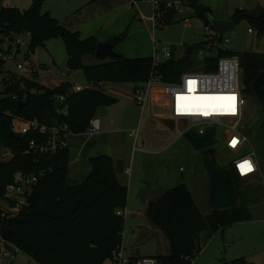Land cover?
<instances>
[{
  "label": "trees",
  "instance_id": "1",
  "mask_svg": "<svg viewBox=\"0 0 264 264\" xmlns=\"http://www.w3.org/2000/svg\"><path fill=\"white\" fill-rule=\"evenodd\" d=\"M186 1L189 3L190 0ZM44 2L33 0L28 8L20 9L4 6L0 0V73L5 74L0 80V145L11 152L8 161H0V198L4 199L6 186L17 174L44 172L18 214L7 215L0 204V237L15 244L36 264H105L112 259L114 251L122 247L125 216L119 215L118 210L125 209L128 202V187L118 179L113 158L106 154L90 157L88 176L78 184H68L70 147L44 154L30 149V142L41 141L42 136L34 131L15 133L12 129L14 117L37 119L51 126L67 124L72 133H85L101 107L118 102L101 87L102 83H142L152 72L164 82H178L188 68L187 59H198L199 51L208 41L221 39L205 34L203 42L187 46L184 60L173 50V57L158 66H153L151 56L128 58L120 54L87 65L84 58L95 55L98 38H82L78 31L67 28L49 11L43 12ZM245 11L237 9L231 19L236 25L243 19L249 20L253 33L264 36V16L259 20L250 19L245 17ZM176 14L175 10L170 11L166 24L171 23ZM209 16H215L214 12L205 6L200 17L205 25H210ZM24 34L29 35L26 60L47 41L62 38L68 53L69 71L82 69L92 86L75 91L66 81L49 88L37 80L36 71L29 76L6 71L5 58L8 54L16 57L21 45L15 42L17 47L13 51L14 44L9 39L17 40ZM121 36L125 38V32ZM5 42L9 44L7 50L1 47ZM223 56L239 57L244 94L259 100L264 116V88H251L253 80L264 71V52L222 49L217 55L205 58L201 71L216 70L218 60ZM59 95H65L66 100L65 106L57 110L55 101ZM262 123L264 125V117ZM208 155L219 165L215 147L206 150L205 160ZM220 167L231 176L232 190L238 200L234 207L212 209L203 214L184 183L148 202L147 218L160 229L170 245L169 253L159 256L163 264H192L207 240L218 230L253 219L246 197H257L258 182L255 180L248 185L249 189H244L241 186L244 178L238 175L234 164L228 168ZM204 232L207 233L205 239L202 238ZM218 264L254 263L242 256Z\"/></svg>",
  "mask_w": 264,
  "mask_h": 264
},
{
  "label": "rangeland",
  "instance_id": "2",
  "mask_svg": "<svg viewBox=\"0 0 264 264\" xmlns=\"http://www.w3.org/2000/svg\"><path fill=\"white\" fill-rule=\"evenodd\" d=\"M33 0H1L4 6L25 9L28 8ZM121 7L124 13L132 14L127 25L131 22V27H126V46L133 48L144 42V39L150 33L155 37L153 41L164 44H175L178 46L177 55L182 57L183 47L186 42L195 33H204L205 26L200 17L187 13L190 16L191 24L185 25L183 21H175L171 24H164L157 28L153 24V5L149 0H140L132 3V0H45L42 11H49L51 15L57 18L67 28L76 26L81 21L88 20L92 14H98L107 10L109 7ZM264 9V0L262 5ZM217 15H220L219 12ZM180 18L181 15L179 14ZM178 20V19H177ZM251 27L249 20H241L233 31L229 33L233 40L227 48L234 51H243L246 49L252 51H261L264 49V36H259L256 32L250 33ZM130 28V29H127ZM24 42L20 45V51L17 56L7 55L5 70L13 73H19L17 64L26 63L27 65H37L43 70L40 74V81L44 86L55 88L67 80H76L81 84H87V78L82 69L69 71L68 53L65 42L62 38H54L46 42L45 46L39 47L30 59H25L29 44V36L24 34L21 37ZM9 44L3 43L1 47L8 49ZM13 51L16 45H13ZM201 61L199 58L190 57L187 59L186 72L201 71ZM5 74L0 73V80ZM243 85V81H242ZM158 83L153 86L152 94L155 90L162 88ZM244 86V85H243ZM151 101L145 113L140 119L144 121L141 132L138 135L137 146L133 144V155L141 153L143 159L140 163L138 156L135 160L134 170L129 169L125 174V179L135 181H144L145 193L149 191V185L157 186L161 193L171 187L180 184H187L200 207L203 214L211 212L209 204L210 178L206 168L205 154L206 150H198L192 143L184 137H179L178 128L171 129L164 124V117H153L156 112L151 106ZM166 98L159 97L156 105H163ZM155 106V105H154ZM156 106V107H157ZM158 109V108H157ZM263 113L259 100L251 95H247L246 113L243 120V130L249 137L247 143L241 150H229L224 142L225 130L221 126L217 127L216 158L220 166L228 168L234 164V160L249 151H255L260 163V174L254 178L242 179L244 189H249L248 185L258 182L257 197H246L249 203V210L252 213L253 220L247 222L235 223L224 227L215 235L208 245L200 252L192 264H218L221 261L232 262L236 258L246 257L254 261L255 264H264V125L262 123ZM147 122V123H146ZM128 135V134H127ZM128 139L134 140L128 135ZM134 142V141H133ZM137 148V150L135 149ZM149 151L143 154L140 149ZM109 151V150H108ZM107 151V152H108ZM162 154H157L158 152ZM75 147H71L70 155L74 154ZM152 152V153H151ZM154 153V154H153ZM11 158L9 150L0 145V161H8ZM152 159H158L153 162ZM134 159H131V166ZM131 166H129L131 168ZM91 166L89 161H83L78 166L71 165L68 176V184L82 182L84 176L89 174ZM144 188V187H143ZM127 210L125 213V232L123 238V251L125 256L137 252L142 256H157L169 253V241L162 232H154L148 226L147 218L142 214L146 209L145 198L154 199L157 197H140L137 188L133 185L129 189ZM241 200V199H240ZM239 200V201H240ZM0 198V204L3 202ZM4 203V202H3ZM153 225V224H152ZM150 227V230L148 229ZM156 228V231H159ZM207 233H202L205 239ZM210 240V239H209ZM109 260L105 264H109ZM0 264H36L27 254L17 250L14 258L2 260Z\"/></svg>",
  "mask_w": 264,
  "mask_h": 264
},
{
  "label": "built area",
  "instance_id": "3",
  "mask_svg": "<svg viewBox=\"0 0 264 264\" xmlns=\"http://www.w3.org/2000/svg\"><path fill=\"white\" fill-rule=\"evenodd\" d=\"M140 0H132L136 3ZM153 5V24L157 28L163 27L167 22L168 13L175 10L178 14H184L189 8L190 3L186 0H149ZM187 21V19H185ZM206 34L209 38L218 36L211 24L205 26ZM253 33V29H248ZM233 40L227 34L221 41H208L204 47L199 51L198 58L205 61L207 56L217 55L219 50L228 49V44ZM18 44L24 42L20 37L15 40ZM264 52V49L261 50ZM1 55V54H0ZM14 57V55H11ZM153 66H158L161 63L173 57V45L157 43L154 41V51L152 54ZM20 75H26L34 71V68L26 63L17 64ZM196 81L195 91L189 93L188 81ZM161 83L163 86L158 90L160 95L166 98L165 106L170 111L173 120L179 122L181 119H187V126L183 130H179L181 136L186 131H196L199 134H204L208 127L221 126L225 130V145L229 150L239 151L247 143L249 137L243 130V120L246 113L247 96L244 94V86L242 85V67L238 56H223L219 58L217 68L214 71L206 72H184L180 81L167 83L153 72L149 78L137 83L134 89V102L143 111H145L152 97V90L155 84ZM178 95L188 96H235V111H212L209 115H203L197 110L196 105H189L191 111L185 113H178L176 110V97ZM56 100H66L65 95H59ZM231 102H225V107ZM207 108V106H205ZM12 129L18 134H27L30 131L41 134L42 140H32L30 142V149L39 150L40 153H56L59 149L70 147V137L73 134L67 124L48 125L41 123L37 119L26 120L21 117H14L12 121ZM103 130L101 120L94 117L87 132L90 134H98ZM139 130L132 132V136L137 139ZM217 136V132H216ZM215 136V137H216ZM217 139V138H216ZM233 140L236 141L233 146ZM218 143V142H217ZM9 150V149H8ZM10 152V150H9ZM29 152V151H28ZM11 153V152H10ZM249 162L251 164V171L241 172L240 164ZM234 166L238 175L244 179H252L260 174V165L255 151H249L244 155L239 156L234 160ZM43 171L34 172L31 174H17L13 182L8 184L5 189L4 203H1L4 211L9 216L18 214L23 206L26 204L27 197L33 191L34 186L43 175ZM264 186V179H263ZM125 209L118 210L119 215L125 216ZM17 246L9 243L0 237V262L9 258H14L17 253ZM111 264H163L162 260L157 256H139L128 257L125 256L123 248H118L114 251L113 257L110 260Z\"/></svg>",
  "mask_w": 264,
  "mask_h": 264
},
{
  "label": "crops",
  "instance_id": "4",
  "mask_svg": "<svg viewBox=\"0 0 264 264\" xmlns=\"http://www.w3.org/2000/svg\"><path fill=\"white\" fill-rule=\"evenodd\" d=\"M196 1L202 4L204 7L208 6L212 8L215 17L223 18V19L231 18L237 9L250 10L258 7L259 5H262L263 3V0H196ZM188 12H190L192 15L199 17L195 13L194 9L191 7L184 14H180L181 15L180 18L178 17L179 14L177 13L174 16L171 23L175 21H183L186 26L187 25L189 26L191 24V20H190L191 17L187 15ZM218 12L220 15H217ZM131 17L132 14L124 13L121 7H116V6L109 7L107 10H104L101 13L92 14V16L88 18V20L81 21L76 26L71 27L70 30L78 31L82 38L96 36L99 41H108L112 37L121 36L125 32L124 30L126 29V27H131L133 22L127 25ZM185 19H187V21ZM201 20H202V24L206 26L202 18ZM205 34H206V30L204 33L198 32V35L196 33L192 35L188 40V42L185 43L183 47L184 50L183 52L184 53L186 52V48L188 45H195L200 42H203ZM152 35L153 34L151 33L147 35L143 43L133 48L130 47L127 48L126 37L122 38L121 41L116 45L115 50L118 54L128 58L150 57L152 56L154 51L153 39H155V37H153ZM171 45H173L174 53L177 55L178 46L175 44H171ZM100 62L103 61L97 59L95 55H88L84 58V63L87 65L96 64ZM30 66H32L34 68V71L37 72L38 74L37 80L41 83L40 74L43 72V70H39L40 67L38 68L37 65L34 64H31ZM26 75L29 76L30 73H27ZM67 81L73 85V89L75 91L92 86V83H90L89 81H87V84H81L76 80H67ZM101 87L108 94L116 97L118 99V102L115 103L114 105L101 107L99 109L96 117H98L101 120V124L103 127L101 133L90 134L88 132H85L80 134L73 133L71 135L70 151H71V147L72 148L75 147V152L74 154L71 155L70 167L71 165L72 167L78 166L84 160L87 162L92 156L106 154L107 151L111 149L112 158L114 160V165L118 179L122 184L128 187V193H129V189L131 191L134 185L135 188H137L140 197H157L154 199L145 198L144 200L146 209L145 211L142 212L141 215L147 218L146 211H147L148 202L151 200L158 199L168 189L161 193L160 189L157 186L149 185V191L145 193L146 187L144 186V181L139 180L138 184H135V181L132 180V178L127 180V178L125 179L124 177L129 169H131V172H133L134 170L133 168L136 163L135 160L137 156H138V161L140 163L142 162L143 157L141 153L139 155L136 154L133 155V144L134 147L137 146L136 144L138 142V137L137 139L134 137L133 140L134 142H133L130 139H128V135L131 138H133L132 132L135 130H139V134H140L141 128L144 125V121L140 119L141 118L140 113L142 115L143 113H145L147 109L143 111L134 102V89L136 87V83H102ZM159 97H162V95L158 93V90H155L151 104V106L156 111L153 113V117H164L165 118L164 124L167 127L173 129V127L171 126L173 119L170 115L169 109H167L163 105H159V106L156 105V102L158 101ZM178 133H179V129H178ZM179 137H184V136H181L179 133ZM135 149L137 150V148ZM138 149H140L139 152H142L143 154L149 153V151L144 150L143 148H138ZM157 154H162V152L160 151ZM131 159H134L132 166H131ZM152 160L153 162H156L158 159H152ZM129 166H131V168ZM87 176L88 174L84 176V179ZM74 184H78V183H74ZM126 208H125L126 214L130 213V211L127 210ZM146 220L148 226H150L151 228L153 226L154 232L157 233L161 232L159 228H157L159 231H156L155 228L156 226L154 224L152 225V223L149 221L148 218ZM243 222H247V221H243ZM238 223H242V222H238ZM150 227H148L149 230ZM221 230H224V228L218 230L215 234H213L209 238L210 240L209 239L207 240L204 248L208 245L211 239L214 238L215 235L219 233ZM122 248H123V243H122ZM166 254L168 253H164L160 255H166ZM160 255H157V257H159ZM139 256L142 255H139L137 252H132V255H129L128 257H139ZM249 261L254 263V261L251 260ZM109 262H110L109 264H111V261Z\"/></svg>",
  "mask_w": 264,
  "mask_h": 264
},
{
  "label": "water",
  "instance_id": "5",
  "mask_svg": "<svg viewBox=\"0 0 264 264\" xmlns=\"http://www.w3.org/2000/svg\"><path fill=\"white\" fill-rule=\"evenodd\" d=\"M190 6L194 9L195 13L201 17L205 12V7L198 3L196 0L189 1ZM245 17L250 19L259 20L264 16V9L258 6L254 9L246 10ZM212 28L216 31L219 39L224 38L227 34L233 31L236 23L231 19L217 18L215 16L208 17ZM122 36L112 37L108 41H99L95 57L101 61H107L117 57L119 54L116 52L115 47L121 41ZM12 44H15V39H9ZM186 55L182 56V60ZM253 90L264 88V71L261 72L251 83ZM65 102L61 100L55 101V108L57 110L63 108ZM187 119H181L179 122L173 120L171 126L183 130L187 126ZM217 129L214 126L208 127L204 134H199L196 131H186L184 138L192 143L198 150H204L217 145L216 139ZM107 156L112 157L111 149L106 153ZM206 168L210 178V197L209 204L212 209H226L234 207L238 204V200L232 190V179L227 175L222 168L216 163L213 156L208 155L206 158Z\"/></svg>",
  "mask_w": 264,
  "mask_h": 264
},
{
  "label": "snow or ice",
  "instance_id": "6",
  "mask_svg": "<svg viewBox=\"0 0 264 264\" xmlns=\"http://www.w3.org/2000/svg\"><path fill=\"white\" fill-rule=\"evenodd\" d=\"M196 81H188V91L192 93L195 91ZM235 96H183L178 95L176 97V110L178 113H185L191 111L192 109L189 105H196L197 110H199L203 115H209L212 111H230L234 113L235 111ZM225 102H231L225 107ZM213 106L211 108H206L205 106ZM236 141L233 140V146H235ZM241 172L251 171V164L245 162L239 165Z\"/></svg>",
  "mask_w": 264,
  "mask_h": 264
},
{
  "label": "bare ground",
  "instance_id": "7",
  "mask_svg": "<svg viewBox=\"0 0 264 264\" xmlns=\"http://www.w3.org/2000/svg\"><path fill=\"white\" fill-rule=\"evenodd\" d=\"M211 107H213V106H211V105L207 106V108H211Z\"/></svg>",
  "mask_w": 264,
  "mask_h": 264
}]
</instances>
